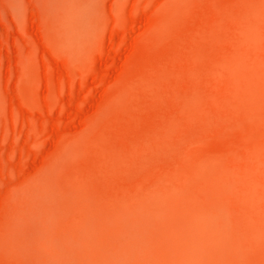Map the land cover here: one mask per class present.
Instances as JSON below:
<instances>
[{"label": "rangeland", "instance_id": "1", "mask_svg": "<svg viewBox=\"0 0 264 264\" xmlns=\"http://www.w3.org/2000/svg\"><path fill=\"white\" fill-rule=\"evenodd\" d=\"M261 228L264 0H0V264H264Z\"/></svg>", "mask_w": 264, "mask_h": 264}, {"label": "bare ground", "instance_id": "2", "mask_svg": "<svg viewBox=\"0 0 264 264\" xmlns=\"http://www.w3.org/2000/svg\"><path fill=\"white\" fill-rule=\"evenodd\" d=\"M154 195H155V194H154ZM158 195H159V194H158ZM161 195H162V194H161ZM135 196H136V195H135ZM139 196L143 197V195H138L137 197H139ZM141 197H139V199H140ZM156 197H157V196H155L154 198H156ZM158 197H159V196H158ZM158 197H157V198H158ZM131 198H132V197H131ZM131 198H129V200H132ZM135 198H136V197H135ZM154 198H153V199H154ZM160 198H162V196H161ZM160 198H159V199H160ZM133 199H134V197H133ZM141 199H142V198H141ZM145 199H146V195H145ZM145 199H144V200H145ZM129 200L127 199V200H124V201L126 202V201H129ZM154 200H155V199H154ZM156 200L159 201L158 199H156ZM116 201H117V200H116ZM121 201L123 202V200H121ZM162 201H163V200H162ZM208 201H209V200H208ZM118 202H119V201H118ZM142 202H143V201H142ZM144 202H145V204H146V201H144ZM144 202H143V203H144ZM149 202L151 203L152 201L148 200L147 204H148ZM153 202H154V204L157 203L156 201H153ZM153 202H152V203H153ZM159 202H160V201H159ZM159 202H158V203H159ZM163 202H164V201H163ZM169 202H171V204H174V203H175L174 200H173L174 203H172V200L170 199V201H168V206L171 205V204H169ZM179 202H180V201H179ZM192 202H194V201H192ZM195 202H197V201H195ZM212 202H214V200H213ZM217 202H218V201H217ZM219 202H220V201H219ZM181 203H182V202H181ZM197 203H200V202H197ZM206 203H207V202H205V203L203 202L202 205H203V204L206 205ZM222 203L224 204V201H223ZM222 203H220V205H221ZM177 204H179V203H177ZM182 204H183V203H182ZM200 204H201V203H200ZM214 204H218V203H215V202H214ZM149 205H150V204H149ZM160 205H161V204H160ZM174 205H175V204H174ZM180 205H181V204H180ZM180 205H179V208H180ZM187 205H188V204H187ZM187 205H186V206H187ZM205 205H203L202 208H204ZM227 205H228V204H227ZM114 206H115V205H114ZM150 206H151V205H150ZM152 206H153V205H152ZM168 206H166V207H168ZM183 206H184V204H183L181 207H183ZM188 206H190V205H188ZM188 206H187V208H189ZM216 206H217V205H216ZM216 206H215V207H216ZM166 207H165V208H166ZM170 207H171V206H170ZM190 207H191V206H190ZM218 207H220L219 204H218ZM218 207H217V209H218ZM228 207H229V206H228ZM228 207H227V209H228ZM149 208H151V207H149ZM149 208H148V209H149ZM152 208H154V207H152ZM158 208H159V207H158ZM158 208H157V209H158ZM165 208H162V209H165ZM168 208H169V207H168ZM187 208H186V209H187ZM195 208H199V206H197V207L195 206L193 209H195ZM210 208H212V207L210 206ZM171 209H175V208L171 207L170 210H171ZM181 209H182V208H181ZM186 209H185V210H186ZM189 209H190V208H189ZM191 209H192V207H191ZM193 209H192V210H193ZM205 209H206V208H205ZM212 209H213V208H212ZM227 209H226V211H227ZM154 210H156V208H154ZM176 210H177V209H176ZM192 210H190V211H192ZM202 210H203V209H202ZM202 210H201V208H200V211H202ZM209 210L212 211L211 209H209ZM209 210H208V211H209ZM213 210L216 211V208L213 209ZM156 211H157V210H156ZM179 211H180V210H179ZM182 211H183V210H182ZM186 211H188V210H186ZM186 211H185V213H183V214H184L183 216H185V214H186V215L188 214ZM193 211H194V210H193ZM195 211H197V210L195 209ZM200 211H199V213H201ZM204 211H205V210H204ZM210 211H209V213L212 214V212H210ZM171 212H172V211H170V214H171ZM173 212H174V211H173ZM177 212H178V211H176V213H177ZM180 212H181V211H180ZM188 212H189V211H188ZM202 212H203V211H202ZM228 212H229V211H228ZM176 213H172V214H171V217H172V216L174 217ZM181 213H182V212H181ZM181 213H179V214H181ZM192 213H193V212H192ZM197 213H198V212H197ZM199 213H198V214H199ZM205 213H206V212H205ZM205 213H204V214H205ZM209 213L207 212L205 215H207V214L209 215ZM216 213H217V211L215 212V214H216ZM167 214H168V212H167ZM173 214H174V215H173ZM179 214H176V217H177V216L182 217V216L179 215ZM204 214L202 213L201 215L203 216ZM213 214H214V213H213ZM215 214H214V215H215ZM218 214H219V213L216 214L217 217H214L215 220H216V218H218V217L221 216V214H220V215H218ZM227 214H228V213H227ZM117 215H118V214H117ZM205 215H204V216H205ZM216 215H215V216H216ZM228 215H229V214H228ZM118 217H119V216H118ZM176 217H174V219H175ZM187 217H190V216H187ZM198 217H199V216H198ZM200 217H201V216H200ZM177 218H178V217H177ZM203 218H204V217H201V219H203ZM206 218H207V220H211V219H209V217H206ZM206 218H205V219H206ZM214 218H213V219H214ZM221 218H223V217L221 216ZM221 218H220V219H221ZM227 218H229V217H227ZM174 219H173V220H174ZM183 219H184V218H183ZM177 220H179V219H177ZM184 220H185V223H187V222H186L187 219H184ZM222 220H223V219H222ZM229 220H230V219H229ZM170 221H171V220H170ZM212 221H213V220H212ZM230 221H231V220H230ZM230 221H229V222H230ZM171 222H172V221H171ZM177 222H178V221H177ZM182 222H183V221H182ZM210 222H211V221H210ZM223 222H224V221H223ZM223 222H222V223H223ZM172 223H174V222H172ZM175 223H176V222H175ZM175 223H174V224H175ZM178 223L181 224V222H178ZM224 223H225V222H224ZM224 223H223V225L225 226ZM166 224H168V223H166ZM183 224H184V223H183ZM230 224H231V223H230ZM230 224L227 223V225H230ZM223 225H222V226H223ZM227 225H226V226H227ZM168 226L170 227V223L168 224ZM185 226H186V225H185ZM185 226L183 225L182 228H183V229H186L187 227L185 228ZM224 226H223V227H224ZM176 227H177V226H176ZM180 227H181V226H180ZM189 227H190V225H189ZM189 227H188V228H189ZM230 227H231V226H230ZM171 228H172V226H171ZM171 228H170V229H171ZM174 228H175V227H174ZM174 228H173V229H174ZM192 228H193V227H192ZM225 228H226V227H224V231H223V233L225 232V230L228 231V232H230V230H229L230 228H229V229H225ZM261 229H264V228H261ZM192 230H193V229H192ZM255 230H257V229H255ZM255 230H254V231H255ZM175 231H176V230H175ZM177 231H180V230L177 229ZM188 231H189V230H188ZM257 231H259V229H258ZM181 232H182V230H181ZM181 232H180V234H182ZM175 233H176V232H174V234H175ZM184 233H185V232H184ZM186 233H187V232H186ZM225 233H226V232H225ZM247 233H248V232H247ZM258 233H259V232H258ZM258 233H257V234H258ZM177 234H179V232H178ZM227 234H229V233H226V235H227ZM245 234H246V233H245ZM262 234H263V233H262ZM262 234H261V235H262ZM253 235H254V233H253ZM187 236H188V235H187ZM259 236H260V235H259ZM185 237H186V236H185ZM185 237H184V235H183V236H182V239H184ZM248 237H249V236H248ZM252 237H256V236H252ZM260 237H261V236H260ZM195 239H196V238H195ZM197 239H198V237H197ZM251 239H252V238H250V240H251ZM261 239H262V240H261ZM261 239H260V241H263V238H261ZM183 241H184V240H183ZM221 241H222V240H221ZM257 241H258V240H257ZM178 242H180V241H178ZM180 243H181V242H180ZM258 243H259V242H258ZM238 244H239V243H238ZM238 244H237L236 246H238ZM178 245H179V244H178ZM243 245H245V242H244ZM249 245H250V244H249ZM254 245H256V244H254ZM257 245H258V244H257ZM129 246H131V245H129ZM239 246H240V245H239ZM245 246H246V245H245ZM245 246H244V247H245ZM251 246H252V245H251ZM251 246H250V247H251ZM185 247H186V244H185ZM225 247H226V246H225ZM244 247H242V248H244ZM232 248H234V247H231V250H232ZM237 248H238V247H237ZM239 248H241V247H239ZM248 248H249V246L247 247V249H248ZM186 249H187V247H186ZM188 249H189V248H188ZM220 249H221V248H220ZM224 249H225V248H224ZM244 249H245V248H244ZM252 249H254V248H251V251H252ZM245 250H246V249H245ZM191 251H192V250H191ZM251 251H250V252H251ZM183 252H184V251H183ZM241 252H242V250H241ZM243 252H244V251H243ZM243 252L241 253V254H242V257H244V256H243ZM238 253H240V252L238 251ZM238 253L236 252V254H238ZM245 254L247 255L246 252H245ZM113 255H114V254H113ZM124 255H125V254H124ZM133 255H134V254H133ZM182 255H183V254H182ZM234 255H235V254H234ZM246 255H245V256H246ZM236 256H239V255H236ZM246 257H247V256H246ZM246 257H244L243 259H245ZM248 257H249V256H248ZM184 258H185V257H184ZM222 258H223V257H222ZM234 258H235V257H234ZM235 259H236V258H235ZM243 259H240V261L243 260ZM248 259H250V258H248ZM246 260H247V259H246ZM246 260H245V261H246ZM245 261H244V264H246ZM241 262H242V261H241ZM241 262H240V263H241ZM220 263H221V262H220ZM230 263H231L230 261H229V263H228V261H227V264H230ZM237 263H239V261H238V262H235V264H237ZM249 263H250V262H249ZM232 264H233V263H232Z\"/></svg>", "mask_w": 264, "mask_h": 264}]
</instances>
